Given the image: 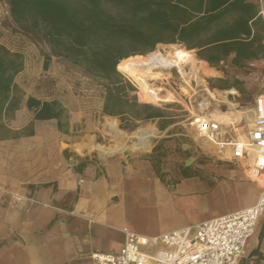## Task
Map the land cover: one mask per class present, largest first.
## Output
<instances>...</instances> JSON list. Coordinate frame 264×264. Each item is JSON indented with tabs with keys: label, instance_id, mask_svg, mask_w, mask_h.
<instances>
[{
	"label": "trees",
	"instance_id": "1",
	"mask_svg": "<svg viewBox=\"0 0 264 264\" xmlns=\"http://www.w3.org/2000/svg\"><path fill=\"white\" fill-rule=\"evenodd\" d=\"M14 25L45 44L56 58L98 81L104 89L103 116L117 118L120 129L134 132L140 124L159 121L164 131L175 123L168 108L150 102L143 87L122 66L155 52L158 45H182L211 67L231 59L230 72L250 75L249 61L264 57V30L252 0H4ZM24 56L0 44V141L13 137L7 123L20 110L25 93L15 83ZM251 77L208 79L212 90H238L247 95ZM133 79V81H132ZM36 121H57L69 128L68 111L58 101H26ZM85 164L79 166L81 174ZM188 172L187 169H184ZM183 170V171H184ZM187 174H185L186 176Z\"/></svg>",
	"mask_w": 264,
	"mask_h": 264
},
{
	"label": "crops",
	"instance_id": "2",
	"mask_svg": "<svg viewBox=\"0 0 264 264\" xmlns=\"http://www.w3.org/2000/svg\"><path fill=\"white\" fill-rule=\"evenodd\" d=\"M252 1L264 30V22L259 16L258 0ZM196 58L203 68L204 77H251L247 80L255 84V90L264 89V84H256L252 78L264 73V57L247 62L246 69L250 75L230 72L232 58L221 63L220 68L211 67L207 62L201 61L197 53ZM251 63L256 65L255 70L249 68ZM27 71L25 60L23 72L15 79V83L25 93V100L14 119L7 123L13 137L0 141V264H83L95 253L117 255L124 246L122 231L129 228L111 229L104 226L101 217L111 205L120 201L123 196L122 187L129 177L143 175L141 156L99 146V136L105 137L108 132L121 138H125L129 133L120 129L119 119L113 120V125V121H110L108 127L101 123V120H93V115H98L100 119L111 118L102 114L104 97L100 100L97 111L89 107L72 109L59 96H38L32 90L26 89L20 83L23 78L20 76ZM207 84L209 86L208 81ZM29 97L42 102L61 103L69 114L67 133L59 131L55 120L36 121L34 112L26 105ZM155 122L151 129L155 137L168 133L176 126L173 124L160 131L156 126L159 121ZM47 125L50 126L49 131L45 127ZM79 127L81 131L78 132ZM74 131L82 135L79 138L74 137ZM151 136V132L141 131L138 136L139 147L150 145ZM180 136L181 134L172 133L169 137L180 141ZM62 138L67 141V145L63 144V147H68L66 150L60 148ZM93 148L104 154L110 153L109 158L100 161L93 159L89 153H77ZM71 162H74L73 167H70ZM81 164L86 167L80 174L78 169ZM156 171L158 169H155ZM181 174V178L171 185L158 177L155 190L158 194L169 197L180 193L183 186L190 181L205 185V181L195 174L185 170ZM248 181L256 185L249 179ZM253 188L255 196L252 198V204L228 214L257 203L260 188L258 185ZM184 191L189 196L205 194V190ZM217 217L170 228L151 236L129 230L144 237H159ZM241 264H264V215L255 235L249 241Z\"/></svg>",
	"mask_w": 264,
	"mask_h": 264
},
{
	"label": "rangeland",
	"instance_id": "3",
	"mask_svg": "<svg viewBox=\"0 0 264 264\" xmlns=\"http://www.w3.org/2000/svg\"><path fill=\"white\" fill-rule=\"evenodd\" d=\"M0 44L12 53H20L24 56L28 71L20 76L23 77L20 83L26 89L32 90L38 96H59L72 109L89 107L93 111H97L99 102L104 97V89L101 84L56 58H51L49 68L45 70V59L50 54L48 47L18 30L12 22L9 7L4 0H0ZM170 46L158 45L155 52L151 54L164 55L170 51ZM175 46H177L179 54L180 64L178 61V67L180 70L159 67L155 72L162 73V77L160 76L161 78L158 77L150 83L163 89V95L166 94L165 92L175 95L174 92L179 93V88L186 85L183 75L188 74L189 77H192L191 83L193 82V88L197 92V100L205 101V86L197 82L195 78L202 77L207 82L211 77H204L203 68L196 58L197 52L194 55L188 53L182 45ZM196 67L199 68L200 73H196ZM122 69L128 73L124 65ZM135 84L137 85V83ZM254 85L253 82L246 80L247 95H243L237 90L240 96H236V98L231 96L230 102L244 109L249 108L257 93ZM210 90L213 92L211 88ZM216 96L217 99L225 98V96ZM138 98L141 103L158 108H168L170 115L174 117L176 126L168 133L156 137L151 130L156 122L140 124L134 132L128 133L127 136L123 134L125 138L112 135V132H108L105 137L99 136V146L119 150L120 153L124 151L128 155H140V161L143 162L141 164L143 175L129 177L122 187L123 196L120 201L111 205L101 217L104 226L114 230L129 228L141 235L151 236L170 228L228 214L252 204V198L255 196L253 186H257V184L248 181L242 167L220 160L214 153V148L200 139L188 126V113L184 110V106L177 102L180 101L178 97H176L177 101L159 102L160 104H155L151 100V103L147 102L143 99L142 94ZM93 120H101V123L108 127L110 121L118 119H100L98 115H93ZM81 125L84 126L83 123ZM156 126L159 127V122ZM45 127L48 131L50 130L49 125ZM79 131H81L80 127ZM141 131L152 133L149 138L150 145L146 147L138 145V136ZM75 132L73 133L74 137L79 138L82 135ZM172 133L181 134L180 141L174 137L170 138ZM63 144L67 145L65 138L61 139L60 148L66 150L68 147H63ZM83 152L89 153L93 159L100 161L108 159L110 154H104L95 148L80 150L77 153L84 155ZM73 166L74 162H71L70 167ZM155 169L158 171L155 172ZM184 169L199 176L201 180L205 181V185L190 181L183 186L180 193L173 196L165 197L158 194L155 190V181H158V177L170 185L175 184L176 180L181 178V172ZM186 189L196 192L205 190V194L189 196L184 193Z\"/></svg>",
	"mask_w": 264,
	"mask_h": 264
},
{
	"label": "built area",
	"instance_id": "4",
	"mask_svg": "<svg viewBox=\"0 0 264 264\" xmlns=\"http://www.w3.org/2000/svg\"><path fill=\"white\" fill-rule=\"evenodd\" d=\"M258 3L264 22V0ZM160 67L180 70L178 66ZM249 68L255 70L256 65L251 63ZM252 78L256 84H264V73ZM133 83L140 97L141 90ZM207 85L205 81V101L197 100L193 82L188 95L182 87L179 93L174 92L180 100L176 101L188 113V126L214 148L216 156L242 167L246 177L259 186L257 203L159 237H144L124 229V246L117 255L95 253L83 264H241L264 215V89L257 91L253 103L244 109L229 100L240 96L236 89L212 92ZM216 93L225 98L217 99ZM215 113L223 118L215 117Z\"/></svg>",
	"mask_w": 264,
	"mask_h": 264
},
{
	"label": "bare ground",
	"instance_id": "5",
	"mask_svg": "<svg viewBox=\"0 0 264 264\" xmlns=\"http://www.w3.org/2000/svg\"><path fill=\"white\" fill-rule=\"evenodd\" d=\"M177 52H178L177 46L172 45L170 46V51H168L164 55L155 53L145 57L135 58L124 64V68L129 73V75H131L143 87L149 99L155 104L159 102L170 103L176 100V97L173 93L165 92L166 94L163 95L162 94L163 89H161L159 86L157 87L151 84L150 82L155 79H158V77L160 76L162 77V73L155 72V70L159 69L160 66L163 67L179 66L178 65L179 54ZM195 70L196 73H200L199 68L196 67ZM183 76L185 77V82H186V83L184 82V84H187V86L184 87L182 86L183 93L188 95L189 94L188 87L191 86L192 77H189L188 74H184ZM195 79L201 85L205 86V80L202 77L201 78L196 77ZM216 95L221 96V94L219 93H216L214 96L217 97ZM230 116H236V114H231ZM215 117L223 118V116H221V114L218 113H215ZM226 120H230V118L227 117ZM112 123L115 124V121L111 122V124ZM190 162L188 163V165L190 164Z\"/></svg>",
	"mask_w": 264,
	"mask_h": 264
}]
</instances>
